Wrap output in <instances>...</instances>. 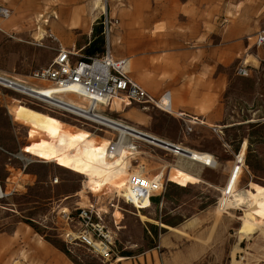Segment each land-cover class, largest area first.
Returning <instances> with one entry per match:
<instances>
[{"label":"rangeland","instance_id":"374dc122","mask_svg":"<svg viewBox=\"0 0 264 264\" xmlns=\"http://www.w3.org/2000/svg\"><path fill=\"white\" fill-rule=\"evenodd\" d=\"M20 1L0 0V5L15 13L14 5ZM228 1L229 7L234 8L241 7L237 3L252 5L253 2ZM259 1L261 28L264 27V0ZM242 12L243 10L236 9V18ZM60 16L67 18V21ZM232 19L231 13L228 16L218 15L216 22L219 27H224ZM159 21L158 0H55L53 3H44L30 12L25 19H21L18 27L10 31V35L0 33V70L34 84L35 81L31 78L33 71L49 66L61 47L78 52L76 58H79L88 56L90 44L96 41V47L100 49L98 53H105L107 31L109 26H115L117 42L115 46H111L113 55L133 57V76L154 96L160 94V52L162 74L166 67L165 62L170 61L175 63L173 66L178 71L180 66H186L194 85L201 84L198 82L199 77L208 76L212 79L214 105L210 110L194 115L200 116L209 125H220L224 131L220 133L222 138L209 128H204L202 135L220 144L225 141L237 152L242 132L229 125L254 118L257 120L254 133L264 136V56L259 55V47L254 44L258 30L242 34L240 44L243 43L245 50L225 59L219 54L210 57L199 50L186 54L181 52V56H175L178 54L177 50L170 51L165 38L160 37ZM99 29L102 31L98 32ZM17 37L24 38L26 44L19 42ZM207 65H212L211 74L205 73ZM240 67L245 68L246 75L239 74ZM147 82H151L153 88L147 86ZM0 92L10 99L24 97L1 86ZM134 107L132 111L144 116L137 121L140 129L164 138L177 139L181 129L178 117L159 109L142 110ZM219 174L224 176L222 172ZM3 185L7 194L5 197L0 196V238L5 237L7 241L15 238V242L11 244H16L10 246L15 249L30 252L42 237L56 248L64 250L77 264H82L83 261L92 264L87 262L91 259L107 264L119 256L139 264V259L142 258L145 260H142V264H155L162 263L163 254L170 251L160 248V236L169 230L151 223L141 226L139 221L134 222L130 217L118 223L110 215V220L106 221L108 228L113 231L114 246L110 256L99 258L80 246H75L74 253H69L65 244V230L76 228L78 220L76 205H67L69 200L66 198L70 192L67 184L61 182L53 196L32 187L27 190L21 187L11 188L12 185L7 179H3ZM155 205L166 224H186L193 233L200 236L206 234L216 207L215 201L171 184L166 185L161 196L156 198ZM63 209L69 211V219L64 216ZM225 225L227 232L233 237L221 233L222 245L228 250H236L238 261L245 264L264 263V228L246 226L243 214L235 213L226 219ZM169 235L178 244L175 248L182 249L193 243L188 239L181 240L175 233L169 232ZM242 236L255 245L237 240ZM12 258V255L3 253L0 264H29L23 260L13 262ZM192 264H233V261L230 255L224 253L221 257H209L207 260L203 258Z\"/></svg>","mask_w":264,"mask_h":264},{"label":"bare ground","instance_id":"6f19581e","mask_svg":"<svg viewBox=\"0 0 264 264\" xmlns=\"http://www.w3.org/2000/svg\"><path fill=\"white\" fill-rule=\"evenodd\" d=\"M53 2L55 0H21L14 5L16 14L1 22L21 21L41 4ZM3 33L9 34L7 30ZM116 33L115 26H109V45H115ZM16 39L26 44L24 38ZM0 86L24 96L10 99L0 92L1 197L7 194L3 179L11 183V188L32 187L51 196L55 195L59 184L65 182L70 188L67 205L95 211L98 207L90 197L105 192L108 197H103L104 205L98 210L107 219L112 214L119 222L130 217L141 226L156 224L179 238L193 241L195 247V244L201 245L197 259L209 253H228L233 264H245L238 261L236 252L223 247L220 235L233 237L225 225L232 213L243 214L246 226L264 228V136L254 133L256 119L229 125L242 132L239 151L235 152L224 140L220 144L199 134L179 133L177 139H170L142 130L137 121L144 116L132 108L119 119L100 112L121 128L96 126L58 109L34 84L1 70ZM67 100L74 105H84L82 100ZM174 107L172 112L176 115L175 104ZM207 126L222 138L220 133L224 129L220 125ZM174 146L182 151H174ZM133 170L154 174L168 184L215 201L206 234L193 233L186 224L170 226L152 200L137 201L126 184ZM62 212L69 219V211L63 209ZM168 233L161 237L166 238ZM239 239L255 245L244 236ZM12 251L28 258L24 251ZM117 260L126 258L119 256Z\"/></svg>","mask_w":264,"mask_h":264},{"label":"built area","instance_id":"2783aa9c","mask_svg":"<svg viewBox=\"0 0 264 264\" xmlns=\"http://www.w3.org/2000/svg\"><path fill=\"white\" fill-rule=\"evenodd\" d=\"M11 10L0 5V18L7 19ZM108 27V23H107ZM109 36V30L107 31ZM257 44H264V29L257 36ZM76 53L69 49L60 48L56 57L47 67L33 71L31 78L38 92L58 109L96 126L121 128V125L103 117L100 112L115 119L123 117L134 106L142 110L159 109L176 116L181 121L180 134H198L197 128H209L204 121L186 113L172 112L171 93L165 92L159 97L150 94L130 77V60H114L110 55V45L107 43L106 52L76 58ZM240 75H246L245 68L238 69ZM62 97L84 101L78 106L64 101ZM210 129V128H209ZM166 146L168 143H163ZM156 149H161L154 147ZM174 151L181 152L177 146ZM127 187L132 196L139 202L150 201L159 197L165 190V180L150 173L133 170L127 180ZM111 196V194H110ZM105 192L101 196L90 197L98 209L104 205ZM89 210L84 207L77 209V227L65 230V244L69 253H74L75 246L86 248L90 254L106 258L113 252V231L106 225L110 220L99 213V210ZM112 219L116 220L114 215Z\"/></svg>","mask_w":264,"mask_h":264},{"label":"crops","instance_id":"0c3cea01","mask_svg":"<svg viewBox=\"0 0 264 264\" xmlns=\"http://www.w3.org/2000/svg\"><path fill=\"white\" fill-rule=\"evenodd\" d=\"M158 2L160 3V21L158 23L160 25V28L158 29L160 37L163 36L165 38V41L168 45L167 48L170 51L177 50L178 54L175 56H181V52H184V54H186L187 52L199 50V52L205 53V55L208 54L210 57L219 54L222 59H225L229 56H232L233 54L245 50L243 43L240 44L242 34L253 33L257 30L258 31L256 33L254 44L259 47V55L264 56V44H257L258 33L262 29H264V27H259V0H253L252 5H249L248 3H237L241 5V7L237 8L229 7L230 5L228 0H158ZM230 9H233V11L230 12ZM236 9L243 10L239 18H236L238 16V13H236ZM230 13L233 16L232 22L224 27H219L216 22L218 15L228 16V14ZM15 14L16 13L11 11V16ZM7 19L0 18V33L6 32V30L10 33L12 29L18 27L20 20L16 19L13 22H1L6 21ZM221 20H218V22ZM234 20L236 21L234 22ZM245 21L247 24L245 23ZM111 46L112 45H110L111 58L114 60H130V77L142 86V84L133 76L135 68L134 58L127 55L119 57L114 56ZM62 48L68 49L66 47ZM174 64V62L166 61L164 74H162L160 52V94L155 95V97H159L163 93L168 91L171 93L172 111H174L175 104L177 107V111H175V113H186L190 116L200 117L194 114L206 112L210 110V108L214 105V90L211 84L212 79H210V77L208 76L199 77L198 82H201V84L194 85L192 78L190 77V75H188L189 71L187 67L180 66V69L178 71V69L176 70L174 68ZM207 68L208 69L205 71V73L211 74L213 72L212 65H207ZM202 83H204V85ZM147 86L153 88L151 82H147ZM142 87L145 88L144 86ZM167 88H169L170 90ZM149 93L152 94L151 92ZM152 95L154 96V94ZM136 109L140 108L137 107ZM202 130H204V128L198 127L197 133L199 135H202ZM41 238L42 237L39 238V240L34 245V248L29 252L25 249L21 250L10 247L11 245L16 244H11V242H15V238H13L12 241H7L5 237H1L0 256L3 253L9 254L14 257L12 258L13 262L23 260L28 262L29 264H77L73 260H71V258L64 250L56 248L54 245L47 242L44 238H42L43 242H41ZM183 239L184 238H181V240ZM237 240L243 242L239 238H237ZM193 244L194 243H191L190 245L182 249L175 248L174 246H178V244L170 237L169 233L164 239L160 236V248L165 250L169 249L170 251H167L163 254L162 263L157 262L155 264H192L195 261L201 260L203 258L207 260L209 257H221L224 254L209 253L206 255V257L197 259V257L199 256V251L201 250V245L195 244V247ZM223 247L225 246L223 245ZM12 250L18 252L24 251L28 255V258L15 254ZM231 252L237 251L232 250ZM139 260L141 264L143 261H145L143 260V258V261L141 259ZM87 262H90L92 264H102L95 259L88 260ZM82 264L86 263L83 261ZM107 264L139 263L137 261L133 262L126 258V260L123 261H119L116 259ZM259 264L264 263L260 262Z\"/></svg>","mask_w":264,"mask_h":264},{"label":"trees","instance_id":"16d2710c","mask_svg":"<svg viewBox=\"0 0 264 264\" xmlns=\"http://www.w3.org/2000/svg\"><path fill=\"white\" fill-rule=\"evenodd\" d=\"M101 31H102V30L99 29L98 32H101ZM99 50H100V49H98V48L96 47V41H94V42H92V43L90 44V47L88 48V53H89V55H94V54H97ZM153 202H154V203L156 202V198L153 199Z\"/></svg>","mask_w":264,"mask_h":264}]
</instances>
